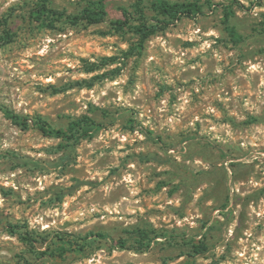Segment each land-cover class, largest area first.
<instances>
[{"label": "rangeland", "instance_id": "374dc122", "mask_svg": "<svg viewBox=\"0 0 264 264\" xmlns=\"http://www.w3.org/2000/svg\"><path fill=\"white\" fill-rule=\"evenodd\" d=\"M36 1L0 0V264H264V0L228 20L232 0H169L201 12L143 41L111 24L135 0L53 27L30 17ZM83 115L102 126L74 144L32 124Z\"/></svg>", "mask_w": 264, "mask_h": 264}, {"label": "trees", "instance_id": "16d2710c", "mask_svg": "<svg viewBox=\"0 0 264 264\" xmlns=\"http://www.w3.org/2000/svg\"><path fill=\"white\" fill-rule=\"evenodd\" d=\"M144 0H135L133 3L134 14L128 11L127 9H122V14L124 19L112 21L111 24L115 29H122L123 27L129 25L131 26L133 32L138 35L141 41L145 40L148 36L163 30L165 27L170 25L172 22L180 20L183 17H192L194 16L195 10L201 12L198 7H192L189 4L180 3L178 1H169V0H160L153 3L155 9L163 18L155 19L152 22H149L144 13ZM208 4L212 6V1L207 0ZM257 4H261L260 1ZM226 20H228L229 13L227 8L229 6H236L239 9L246 10L247 7L241 3L239 0H232L228 5H222ZM30 17H32L37 22H47L48 26L53 27L55 22L60 19H65L68 23L76 25L82 22H85L89 25L99 24L106 20V9L104 2L102 0L91 1L89 4L84 6L78 13H68L66 10H59L50 5L49 0H37L29 9ZM7 19H5V22ZM228 28H231L227 25ZM230 33H233L231 29ZM0 35V39H1ZM54 93L59 92V89L54 88ZM10 117L14 120L15 123L23 126H27V119L20 114H13L10 112ZM32 124L37 127L42 134L45 136H51L56 138H61L66 140V142H72V144L77 143L82 139H87L93 136L99 128L102 126V123L97 122L93 118L83 115L80 117L73 118L69 121L68 125L63 128H54L52 127L47 120L42 117H36L32 119ZM136 126V125H135ZM147 134H150V131L143 130ZM9 232L11 234H18V236L29 243L33 244L35 241L31 232L27 230L26 225L21 224H10L8 226ZM138 234L142 238L147 236V232L143 229L137 230ZM90 235L80 237V239H87L89 236L96 237L97 239H105L107 236L102 232L89 233ZM143 241V240H142ZM119 247L125 248V241H118ZM207 250L205 243L200 242L192 246V253H185L187 256H194L196 254H202ZM183 254V255H185Z\"/></svg>", "mask_w": 264, "mask_h": 264}]
</instances>
